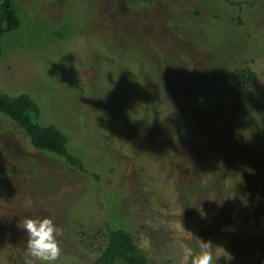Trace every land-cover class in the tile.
<instances>
[{"label":"rangeland","instance_id":"rangeland-1","mask_svg":"<svg viewBox=\"0 0 264 264\" xmlns=\"http://www.w3.org/2000/svg\"><path fill=\"white\" fill-rule=\"evenodd\" d=\"M16 7L0 91L29 95L37 123L61 130L100 180L34 149L0 113V264H43L26 217L60 230L53 264L95 263L119 223L151 264H190L201 241L216 264H262L264 0Z\"/></svg>","mask_w":264,"mask_h":264},{"label":"trees","instance_id":"trees-1","mask_svg":"<svg viewBox=\"0 0 264 264\" xmlns=\"http://www.w3.org/2000/svg\"><path fill=\"white\" fill-rule=\"evenodd\" d=\"M135 1L129 0L130 3ZM16 2L17 0H0V41L7 33L14 32L22 26ZM1 48L0 43V59L3 57ZM240 74L246 85L257 81V74L249 66L245 67ZM256 97L260 109L264 112V94L258 91ZM0 113L11 122L13 121L26 134L34 149L62 159L67 165L84 174L92 175L97 181L100 180L98 175L91 174L84 163L69 152L67 147L69 139L61 130L54 125L46 127L37 123L41 116V109L29 95L12 97L0 91ZM126 227L124 223H119V227L116 228L109 224L106 226V246L93 264H151L149 258L138 246L132 231ZM262 260L264 264V258Z\"/></svg>","mask_w":264,"mask_h":264},{"label":"clouds","instance_id":"clouds-1","mask_svg":"<svg viewBox=\"0 0 264 264\" xmlns=\"http://www.w3.org/2000/svg\"><path fill=\"white\" fill-rule=\"evenodd\" d=\"M23 229L27 235L30 254L43 264H53L60 253L57 240L60 230L55 227L53 221L50 218L26 217L23 220ZM216 261L211 246L206 241H201L198 249L190 256V264H216Z\"/></svg>","mask_w":264,"mask_h":264}]
</instances>
